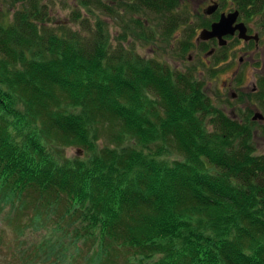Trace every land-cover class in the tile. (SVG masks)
Returning <instances> with one entry per match:
<instances>
[{
    "label": "trees",
    "instance_id": "1",
    "mask_svg": "<svg viewBox=\"0 0 264 264\" xmlns=\"http://www.w3.org/2000/svg\"><path fill=\"white\" fill-rule=\"evenodd\" d=\"M41 1L12 0L8 22L0 10V199L32 206L31 221L61 232L37 242L38 256L54 263L67 240L76 250L90 242L84 264H264L253 121L192 95L201 81L189 73L106 44L100 22L94 32L54 27ZM225 2L264 26V0ZM136 4L167 14L177 0ZM152 142L177 156L164 160ZM73 146L82 157L56 154Z\"/></svg>",
    "mask_w": 264,
    "mask_h": 264
},
{
    "label": "rangeland",
    "instance_id": "2",
    "mask_svg": "<svg viewBox=\"0 0 264 264\" xmlns=\"http://www.w3.org/2000/svg\"><path fill=\"white\" fill-rule=\"evenodd\" d=\"M214 1L219 2V11L228 12L236 9L232 3L221 4V0H177V4L167 14L138 10L134 7L137 5L136 0H42L41 2L48 4V16L54 27L64 26L76 30L79 28L84 32H94L99 26L96 23L100 22L107 35L104 39L106 44L123 48L135 59L154 60L164 64L172 73H189L192 81L194 78L195 81H201L198 88L195 84L192 95L209 99L215 109L222 110L234 119L250 121L251 115L256 111L264 115L262 100L264 95L259 92L251 93L256 82L260 86L257 77L264 74V26L256 15L249 18L240 15L239 20L246 24L250 32L258 33L259 46L256 48L247 42L237 41V37L234 36L228 38L225 46H216L218 55H206L212 45L207 48L196 38L202 28H209L210 24L219 18L218 12L217 15L210 16L203 13V9ZM18 5L13 4L12 0H0V10L7 12L5 22L10 21ZM11 6L13 8L9 10ZM240 57H242L241 61ZM242 73L243 75L240 76ZM232 94L235 96L233 97ZM212 120L211 114L204 118L203 127L206 132H214ZM252 121L253 123L248 125L251 129L255 153L264 154V120ZM97 131L98 135H101L98 143L107 141L104 126H99ZM147 146L150 149L155 147L157 149L158 146L166 150L171 149L162 146L160 142H152ZM163 149H160L162 152L160 157L164 160L170 162L177 156L173 150ZM82 153L77 146L58 147L56 152L57 155L68 160L82 157ZM181 159L183 156L179 154V160ZM31 208L32 206L29 205L21 210L5 199H0V264H84L91 260L87 257L90 242L84 243L85 248L76 250L67 240L64 242L67 243V251L65 244H61L59 248L61 252L57 254L59 259L54 263L51 259L39 257L36 253L37 242L43 243L48 237L56 241L62 235L60 231H57V234L53 233L47 229L48 226L45 228L37 221H31L29 219ZM1 216L5 219L10 217V222L8 221L7 224ZM51 225L48 228H53ZM16 226L19 230L15 229ZM18 243L28 248L23 254L16 255L12 250ZM124 255L130 256L128 249ZM157 257L149 259L150 264ZM118 258L122 260L120 256ZM120 260L117 261L116 257V264H119Z\"/></svg>",
    "mask_w": 264,
    "mask_h": 264
},
{
    "label": "water",
    "instance_id": "3",
    "mask_svg": "<svg viewBox=\"0 0 264 264\" xmlns=\"http://www.w3.org/2000/svg\"><path fill=\"white\" fill-rule=\"evenodd\" d=\"M218 7V2L214 1L211 5L205 9L206 14H210ZM239 16V10L235 9L228 13H221L218 20L211 23L210 28H202L200 30L198 39L207 40L212 37H217L219 45H225L227 40L226 35H233L237 31V36L243 39L254 38L258 39L257 34H248L247 27L243 21H237ZM210 53V52H209ZM254 120H262L264 116L261 112H255L252 116Z\"/></svg>",
    "mask_w": 264,
    "mask_h": 264
},
{
    "label": "flooded vegetation",
    "instance_id": "4",
    "mask_svg": "<svg viewBox=\"0 0 264 264\" xmlns=\"http://www.w3.org/2000/svg\"><path fill=\"white\" fill-rule=\"evenodd\" d=\"M209 6V5H208ZM207 7V6H206ZM206 7L203 9V13L205 14V15H207V16H210V15H212V14H216L217 12L219 13V16L221 15V13H228V12H230V11H228V12H224V11H219V7H220V5H219V2H218V7L215 9V11H213L212 13H210V14H206L205 13V9H206ZM233 10H235V8L233 9ZM232 10V11H233ZM217 15V14H216ZM240 12H239V16H238V19H237V21H241V20H239V17H240ZM214 21H216V20H214ZM213 21V22H214ZM211 25V24H210ZM247 27V26H246ZM205 28H208V27H205ZM209 28H210V26H209ZM247 33L248 34H251V35H253V34H257L258 35V33H256V32H254V33H251L250 32V30H249V28L247 27ZM234 36H236L237 37V41H241V42H247L248 44H251L252 46H254V47H256L257 48V46H259V42H260V38H259V35H258V39L256 40V39H254V38H249V39H243V38H239L238 36H237V31L235 32V34H233V35H226L225 36V39L227 40V43H228V38L230 39L231 37H234ZM196 40L198 41V42H202L203 43V45L204 46H207V48H209V45H212V46H210V49H208V51L206 52V55H214V54H217V45L218 46H225V45H219V42H218V38L217 37H212V38H209V39H207V40H201V39H198V37L196 38ZM256 50H259V49H256ZM210 52V53H209ZM264 52V51H263ZM262 52V53H263ZM246 53L248 54V51H246ZM218 55V54H217ZM240 61L242 60V57H240V59H239ZM263 72H264V65H263ZM243 75V73L242 74H240V76H242ZM257 80L258 81H260V86H258L257 85V82H256V85L254 84L253 85V87H252V89H251V93H257V92H259V93H261V95H264V74H261L260 76H259V78L257 77ZM232 96L234 97L235 96V94H232ZM264 97V96H263ZM263 101H264V99H262ZM257 112V111H256ZM259 112V111H258ZM255 113V112H254ZM254 113L251 115V120H254V119H252V116L254 115ZM264 116V115H263ZM259 120V119H258ZM262 120H264V119H262Z\"/></svg>",
    "mask_w": 264,
    "mask_h": 264
}]
</instances>
